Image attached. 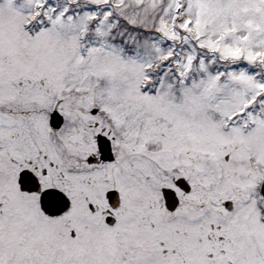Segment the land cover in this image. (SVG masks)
<instances>
[{
    "label": "snow or ice",
    "instance_id": "6c2138e0",
    "mask_svg": "<svg viewBox=\"0 0 264 264\" xmlns=\"http://www.w3.org/2000/svg\"><path fill=\"white\" fill-rule=\"evenodd\" d=\"M0 264H264V0H0Z\"/></svg>",
    "mask_w": 264,
    "mask_h": 264
}]
</instances>
